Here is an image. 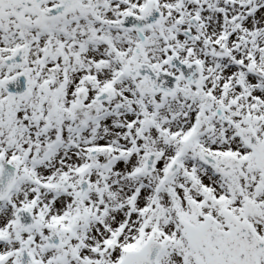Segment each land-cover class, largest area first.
I'll return each mask as SVG.
<instances>
[{
  "label": "snow or ice",
  "instance_id": "1",
  "mask_svg": "<svg viewBox=\"0 0 264 264\" xmlns=\"http://www.w3.org/2000/svg\"><path fill=\"white\" fill-rule=\"evenodd\" d=\"M0 264H264V0H0Z\"/></svg>",
  "mask_w": 264,
  "mask_h": 264
}]
</instances>
